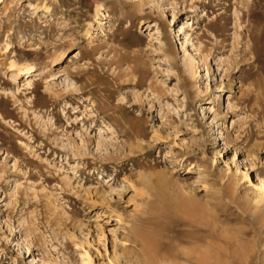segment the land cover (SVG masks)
<instances>
[{"label": "rangeland", "instance_id": "obj_1", "mask_svg": "<svg viewBox=\"0 0 264 264\" xmlns=\"http://www.w3.org/2000/svg\"><path fill=\"white\" fill-rule=\"evenodd\" d=\"M153 251L264 264V0H0V264Z\"/></svg>", "mask_w": 264, "mask_h": 264}, {"label": "bare ground", "instance_id": "obj_2", "mask_svg": "<svg viewBox=\"0 0 264 264\" xmlns=\"http://www.w3.org/2000/svg\"><path fill=\"white\" fill-rule=\"evenodd\" d=\"M92 40V39H91ZM95 51V50H94ZM19 70V69H18ZM32 71H33V69L32 68H30V67H26V68H24V69H20L18 72H19V74L18 75H20L21 73H24L25 75H29V74H31L32 73ZM17 74V73H16ZM33 74V73H32ZM24 75V76H25ZM30 76V75H29ZM26 81H27V83H26V86H31V78L30 77H28L27 79H26ZM203 218V217H202ZM154 252V251H153ZM146 253V252H145ZM192 256H194L195 257V259H197L199 262H201V264H202V262H203V264H204V261L206 260V258H205V256H204V253H202V252H198L196 255L195 254H192ZM207 257H208V255H207ZM161 261H165L164 259H162V257L160 256V255H158L157 253H153L151 256H150V263L151 264H154V263H160Z\"/></svg>", "mask_w": 264, "mask_h": 264}]
</instances>
